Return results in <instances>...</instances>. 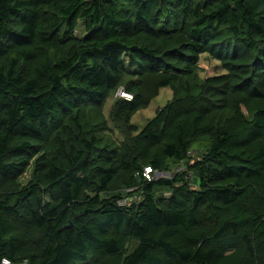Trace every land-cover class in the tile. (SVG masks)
I'll list each match as a JSON object with an SVG mask.
<instances>
[{
	"label": "trees",
	"instance_id": "1",
	"mask_svg": "<svg viewBox=\"0 0 264 264\" xmlns=\"http://www.w3.org/2000/svg\"><path fill=\"white\" fill-rule=\"evenodd\" d=\"M3 258L264 264V0H0Z\"/></svg>",
	"mask_w": 264,
	"mask_h": 264
},
{
	"label": "rangeland",
	"instance_id": "2",
	"mask_svg": "<svg viewBox=\"0 0 264 264\" xmlns=\"http://www.w3.org/2000/svg\"><path fill=\"white\" fill-rule=\"evenodd\" d=\"M79 36L83 34V27L82 24L80 25L79 29H78V33ZM207 54H203L201 55L200 61H199V67H200V76L205 78L207 76H211L214 74H220L221 73V69L219 67V64L217 61L210 59L208 56H206ZM117 96V94H116ZM119 96V95H118ZM173 97V93L172 90L170 88H162L160 90L159 95L152 100V102L150 103V105L144 109V110H140L139 112H137L131 119V123L137 127V132L141 131L145 125L147 124V122L152 119L157 110L164 107L168 101H170ZM113 102V99H110L109 102L107 103V107L105 110V114L108 115V111L110 109V106ZM115 137L118 140H122L123 137L116 131L115 132ZM30 177V173H26V175H24L21 179L22 183H26L28 181Z\"/></svg>",
	"mask_w": 264,
	"mask_h": 264
},
{
	"label": "built area",
	"instance_id": "3",
	"mask_svg": "<svg viewBox=\"0 0 264 264\" xmlns=\"http://www.w3.org/2000/svg\"><path fill=\"white\" fill-rule=\"evenodd\" d=\"M117 95H119L120 97H124V98H127V99H131L132 96L125 93L123 91V89H119L118 92H117ZM151 173H152V169L150 167H147L145 168V171H144V176L147 178V179H150L151 178ZM131 200H122L120 201V204L121 205H125L127 204L128 202H130ZM0 264H13L8 258H3L0 262Z\"/></svg>",
	"mask_w": 264,
	"mask_h": 264
}]
</instances>
